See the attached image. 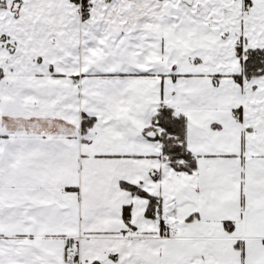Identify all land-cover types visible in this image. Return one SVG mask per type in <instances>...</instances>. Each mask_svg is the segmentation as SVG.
<instances>
[{"label": "snow or ice", "instance_id": "6c2138e0", "mask_svg": "<svg viewBox=\"0 0 264 264\" xmlns=\"http://www.w3.org/2000/svg\"><path fill=\"white\" fill-rule=\"evenodd\" d=\"M0 264H264V0H0Z\"/></svg>", "mask_w": 264, "mask_h": 264}]
</instances>
